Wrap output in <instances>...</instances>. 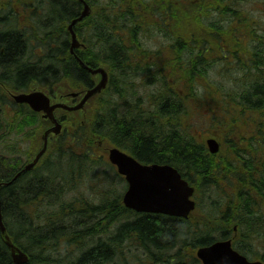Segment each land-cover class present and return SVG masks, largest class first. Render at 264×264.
<instances>
[{
  "label": "trees",
  "instance_id": "trees-1",
  "mask_svg": "<svg viewBox=\"0 0 264 264\" xmlns=\"http://www.w3.org/2000/svg\"><path fill=\"white\" fill-rule=\"evenodd\" d=\"M245 1L264 16V0H87L94 11L74 28L85 47L72 53L79 1L0 0V211L28 264H201L193 249L235 227L251 244L264 241V20ZM105 65L109 87L82 112L59 111L65 131L38 167L15 178L28 161L19 137L32 140V158L46 122L5 89L82 92L98 82L89 67ZM244 125L257 127L245 138L258 148L244 149ZM208 136L221 143L218 153ZM110 147L176 167L205 211L183 220L126 208ZM85 180L100 202L82 193ZM119 218L112 234L93 238ZM127 241H138L140 256ZM0 264H13L1 232Z\"/></svg>",
  "mask_w": 264,
  "mask_h": 264
},
{
  "label": "water",
  "instance_id": "water-1",
  "mask_svg": "<svg viewBox=\"0 0 264 264\" xmlns=\"http://www.w3.org/2000/svg\"><path fill=\"white\" fill-rule=\"evenodd\" d=\"M90 13V7L85 4L82 15L76 19L69 28L73 39L72 50L81 46L73 26ZM81 65L84 66L85 64L82 62ZM89 71L93 74H101L102 77L98 84L87 90L81 102L76 106H68L62 103L52 104L50 97L42 90H35L30 93H11L16 103L29 104L33 110L42 112L44 118L49 119L54 124V126L44 134V147L36 158L25 167L26 171L32 170L44 156L47 151L49 134L53 133L57 136L61 134L63 126L58 122L55 111L59 108L67 111L82 109L88 100L107 88L109 77L104 68L99 67L95 70L89 69ZM78 95V93L71 94V96L74 97ZM207 144L211 153H217L219 151L220 145L216 139H208ZM108 156L111 163L117 167L121 175L125 176L129 184V188L123 198V202L127 208L137 212L160 213L184 218H188L196 208V202L192 199L195 188L182 177L176 168L170 165H144L119 148H111L108 152ZM128 162L136 165L137 168L133 169ZM141 169L144 171H140ZM161 173H163L164 178H161ZM18 175H20V173ZM169 176L172 177L173 180L178 178V182L182 187V191L178 196L174 193V185L166 179ZM0 232L4 243L11 251L13 264H28V254L13 243L7 227L3 222L1 211ZM197 256L203 264H263L259 261H248L245 256L240 255L232 248L230 241L217 242L211 246L202 247L198 250Z\"/></svg>",
  "mask_w": 264,
  "mask_h": 264
},
{
  "label": "rangeland",
  "instance_id": "rangeland-1",
  "mask_svg": "<svg viewBox=\"0 0 264 264\" xmlns=\"http://www.w3.org/2000/svg\"><path fill=\"white\" fill-rule=\"evenodd\" d=\"M183 2V1H182ZM184 3V2H183ZM182 3V4H183ZM244 7L246 8V9H249L250 11H251V13H252V15H255V16H257L258 18H260V19H263L264 20V16L260 13V11H257V9L259 8V3L258 2H254V1H245V3H244ZM167 9V13H168V15H169V9H170V5H169V8H166ZM180 12V11H179ZM168 23V22H167ZM169 24V23H168ZM68 25V24H67ZM170 26V25H169ZM166 30V29H165ZM167 31V30H166ZM168 32V31H167ZM156 43H151V45L152 46H154ZM102 67H104L106 70H108V73H109V80H110V78H111V72H110V70L108 69V67L105 65V66H102ZM96 78H98V80H100L101 79V75H97V76H95ZM134 87H136V88H138L137 86H134ZM141 89L144 91V87H142L141 86ZM128 90V94L130 95V97H132L133 95L131 94V91L133 92V90H132V88H128L127 89ZM126 90V91H127ZM142 91V92H143ZM112 96L114 97V99H116L117 101H119L118 99L121 97V95H120V93H118V92H112ZM122 110V109H121ZM122 112V111H121ZM199 121L200 122H203L204 121V119H199ZM255 128H257V127H255V126H252V125H249V126H246V125H244V129H241L240 130V133L239 134H241V135H243V146H245V145H247V148H248V150H252L251 149V146H249V145H253V146H255V147H257L256 146V143L254 142V141H251L250 139L249 140H247V138H245V136L247 135V134H250V135H253V134H257V133H255L256 132V129ZM19 140H20V137H19ZM241 140V139H240ZM239 140V141H240ZM247 140V141H246ZM258 148V147H257ZM20 149H22V154H23V158L24 159H26V160H30L31 158V156H27L26 155V150H27V145H26V143L24 142L22 145H21V147H20ZM1 151V150H0ZM240 151H242V150H240ZM239 151V153H241ZM244 154H246V152H244V149H243V151H242ZM33 156H35V155H32V157ZM244 156V155H243ZM41 161V160H40ZM25 164V163H24ZM38 166V164H36L35 166H34V168L33 169H35L36 167ZM44 166V165H43ZM42 169H43V167H42ZM118 176V175H117ZM119 177V176H118ZM86 181V180H85ZM121 183H122V181H121ZM94 186L95 185H92V184H90L89 185V183L86 181V184H84L83 185V190H82V193H85L90 199H94L96 202L95 203H97V202H100V201H97V199H99V196L97 197L94 193H93V191H94ZM125 186H126V184H125ZM122 186L120 185V188H121ZM196 187V186H195ZM125 191L126 190H124V192L123 193H125ZM195 199L197 200V202L199 203L200 201H204V200H199L200 198H199V194L198 193H196V195H195ZM201 204V206L198 204V209H199V212L198 213H196L195 214V217H199V215H201L204 211H205V205L203 204V203H200ZM200 210L202 211V213H200ZM190 220V219H189ZM124 221V218H119L116 222H112V224L108 227V229H107V231H108V233H103V234H100V235H95V237H93V238H104L105 239V237H103V236H101V235H110V234H112V231L114 230V229H116V227L119 225V224H121L122 222ZM177 226H179V225H177ZM264 236V235H263ZM262 236V237H263ZM241 237H242V235H241ZM261 237V236H260ZM260 237H258V238H255V240L254 241H252V244L250 243V242H248V244L247 243H245L246 242V240H241V241H243L244 243H245V248H243V247H241L242 248V250L243 251H245V252H247L248 254H245L244 252H242V251H240L241 253H242V255H244L245 257H247V258H249L250 260H257L256 258H263L264 257V255H260V254H264V241H263V238H260ZM185 239V238H184ZM223 238H217V239H215V241L214 242H212L211 244H209V245H206V246H211V245H213V244H215V243H217V242H220L221 240H222ZM13 241V240H12ZM22 242H23V244H24V246H28L29 244L31 245V242H33L32 240H30V239H23L22 240ZM14 243V242H13ZM15 245H17L16 243H14ZM124 244V243H123ZM82 245L83 244H81L80 246L82 247ZM125 246V248L124 249H130L131 250V252H135V253H137L139 256H140V249H139V246H138V241L137 242H135V243H132V246L129 244V242L127 241L125 244H124ZM18 246V245H17ZM206 246H204V247H206ZM19 247V246H18ZM203 246H199V247H197L196 249H193L194 250V252L196 253L195 254V256H196V258L201 262V260L198 258V256H197V252H198V250L200 249V248H202ZM20 248V247H19ZM255 248V249H254ZM21 250H23L22 248H20ZM139 249V250H138ZM191 247H189V248H183V254L184 255H188L189 256V254H190V251H191ZM254 251V252H253ZM259 254H258V253ZM171 253H176V251H172ZM191 256V255H190ZM52 262L54 261V263H55V260L54 259H52L51 260ZM183 262H185V263H191V261L186 257L184 260H183ZM159 263V262H158ZM178 262L177 261H175V264H177ZM155 264H157V263H155ZM159 264H161V263H159ZM164 264V263H163Z\"/></svg>",
  "mask_w": 264,
  "mask_h": 264
},
{
  "label": "flooded vegetation",
  "instance_id": "flooded-vegetation-1",
  "mask_svg": "<svg viewBox=\"0 0 264 264\" xmlns=\"http://www.w3.org/2000/svg\"><path fill=\"white\" fill-rule=\"evenodd\" d=\"M30 9V7H28V10ZM35 11H37V9H35ZM31 13V12H30ZM80 99H81V96H79V97H76V98H63V95H58V96H56V98H55V100H60L59 102H65V103H68V104H71V106H73V105H76V104H78L79 102H80ZM58 102V101H57ZM88 104H86V106H87ZM26 109V111H28V110H30L29 109V107L27 106V105H23ZM85 106V107H86ZM84 107V108H85ZM84 108L81 110V111H83L84 110ZM81 111H77V112H81ZM39 117H40V119L42 118V116L39 114L38 115ZM36 124H38V122H36ZM47 128H50L52 125H50L49 123H47ZM26 145H29V146H31L32 145V140L31 139H28L27 140V143H26ZM244 149L246 150L247 149V145L244 147ZM39 151V149H38V147L36 148V147H34V151H33V153H37ZM31 159H34V156L31 158ZM26 166V165H25ZM24 166V167H25ZM159 219V218H158ZM160 220V219H159ZM161 220H163V219H161ZM163 221H165V220H163ZM235 231V230H234ZM229 239H231V240H233V243H234V245H235V247L237 248V245L238 244H240L242 247H245L246 245H245V243H247L248 244V241L244 238V236H240V235H238V234H232V235H229V234H227L222 240H229ZM241 240H246V242L244 243L243 241H241ZM93 244H95V243H91L90 245H93ZM233 245V246H234ZM261 261L262 260H264L263 258H261L260 259ZM60 262V261H59ZM262 262H264V261H262Z\"/></svg>",
  "mask_w": 264,
  "mask_h": 264
},
{
  "label": "snow or ice",
  "instance_id": "snow-or-ice-1",
  "mask_svg": "<svg viewBox=\"0 0 264 264\" xmlns=\"http://www.w3.org/2000/svg\"><path fill=\"white\" fill-rule=\"evenodd\" d=\"M128 163L131 165V167L133 169L137 168V166L134 165V164H131V162H128ZM140 171H144V170L141 169ZM161 178H164L163 177V173H161ZM166 179L174 185V193L178 196L181 193V191H182V187H181V185L178 182V178L173 180V178L169 176Z\"/></svg>",
  "mask_w": 264,
  "mask_h": 264
},
{
  "label": "bare ground",
  "instance_id": "bare-ground-1",
  "mask_svg": "<svg viewBox=\"0 0 264 264\" xmlns=\"http://www.w3.org/2000/svg\"><path fill=\"white\" fill-rule=\"evenodd\" d=\"M90 6V5H89ZM77 19V18H76ZM76 19H74L72 22H71V24L68 26V28H70V26L73 24V22L76 20ZM72 51V53H74V51L73 50H71ZM82 63V62H81ZM84 63V62H83ZM100 67H102V66H100ZM99 68V67H98ZM98 68H96V69H98ZM102 68H104V67H102ZM89 69H92V68H90L89 67ZM105 69V68H104ZM93 70H95V69H93ZM106 70V69H105ZM107 71V70H106ZM91 73V72H90ZM107 73H108V71H107ZM92 75H94V76H97V75H101V74H93V73H91ZM101 77H102V75H101ZM108 77H109V74H108ZM196 190V189H195Z\"/></svg>",
  "mask_w": 264,
  "mask_h": 264
}]
</instances>
